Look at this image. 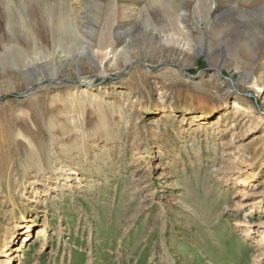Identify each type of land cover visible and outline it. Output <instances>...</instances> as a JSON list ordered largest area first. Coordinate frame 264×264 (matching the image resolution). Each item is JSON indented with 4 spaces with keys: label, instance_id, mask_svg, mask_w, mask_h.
<instances>
[{
    "label": "rangeland",
    "instance_id": "1",
    "mask_svg": "<svg viewBox=\"0 0 264 264\" xmlns=\"http://www.w3.org/2000/svg\"><path fill=\"white\" fill-rule=\"evenodd\" d=\"M262 80L264 0H0V264H264Z\"/></svg>",
    "mask_w": 264,
    "mask_h": 264
},
{
    "label": "bare ground",
    "instance_id": "2",
    "mask_svg": "<svg viewBox=\"0 0 264 264\" xmlns=\"http://www.w3.org/2000/svg\"><path fill=\"white\" fill-rule=\"evenodd\" d=\"M57 19H59V18H57ZM111 19L112 18H109L107 21L108 23L106 22L105 29L100 36L99 45L101 47L106 46V44L108 43V40H109V34H108L109 32L108 31H109V27H110V22L112 21ZM166 19H169V18H164L163 20H166ZM60 20H61V22L66 21V19H64V17H62V16H61ZM163 20L161 19L160 21H163ZM189 20L190 19H189V15L187 14V12H183V13L178 14V15L175 14L174 21L176 23V28L175 27L173 28L174 34H172L170 36H165L164 41L166 42L165 45L168 46L171 49V51H173L175 53H179L183 57L188 56L191 58L192 53L190 51L193 50L194 44L192 43L193 41L191 39V34L189 33V30L187 28L188 27L187 23ZM62 29L63 30H62L61 34L59 35L60 41H65L66 39H71L72 35H74V34L78 35L77 33H74V31H73L74 28L72 29L71 27L70 28L66 27V28H62ZM171 31H172V29H171ZM28 35L33 37L34 33L28 32ZM87 51H88V54L93 56V54H94L93 47H91L90 50L88 49ZM121 52H122V49H119L118 51H116V54H114V55L118 56L119 54H121ZM127 63H128V61H127ZM253 87L259 95L264 94V81L263 80L260 82L259 85H256L254 83ZM231 96H233V95L230 93H225V94L221 95L220 98L221 99H229ZM57 102H59V98L55 97L54 103L56 104ZM189 102L193 103V104L195 102H199V103H197V106L201 107L202 109H205V108L213 109L214 108V104L212 105L210 102L204 101L203 96H199L196 98L190 97ZM227 105H228V103L224 104L223 106H227ZM235 105H236L235 106L236 108H239L241 110H247L241 104H238V102H235ZM20 135L23 136V135H25V133L24 134L21 133ZM28 140H29V144H31L32 140H30V139H28ZM30 146H31L30 150H29L30 153L28 154L29 157L31 156L32 159L33 158L39 159V156L41 155V153L39 151H37V149H35L36 147H33L32 145H30ZM228 146L234 147L235 144L228 145ZM258 154H259V152H257V151L254 152L252 155L246 154V155H244L243 161L240 162V164L244 165L248 171V176H247L248 182L245 184V186L251 185V182L249 180H251V178L255 175V171H256L255 165H256L257 161L254 158H256L258 156ZM24 218H25V220L23 221L22 225L19 228L26 230L25 232L28 233L31 231V227H32L31 225L32 224L29 223V220L26 219V217H24ZM262 228L264 231V227H262ZM28 236H29V234H28ZM262 240L264 241V234H263ZM8 243H9V241H8V238L6 237L4 239L3 244L0 245V251L4 254L5 257L10 256V258H11V254H13V252H12V248L9 247Z\"/></svg>",
    "mask_w": 264,
    "mask_h": 264
}]
</instances>
